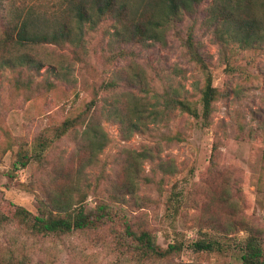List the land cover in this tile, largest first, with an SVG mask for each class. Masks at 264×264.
<instances>
[{
	"label": "rangeland",
	"instance_id": "374dc122",
	"mask_svg": "<svg viewBox=\"0 0 264 264\" xmlns=\"http://www.w3.org/2000/svg\"><path fill=\"white\" fill-rule=\"evenodd\" d=\"M125 1L127 20L143 11L140 0ZM17 2L37 3L44 10L55 0ZM9 9L0 2V43ZM202 21L194 35L207 72L190 60L172 30L167 46L117 42L113 17L87 30L82 47L46 45L6 53L12 59L35 57L43 67H8L0 61V260L242 264L241 241L251 232L264 234V47L243 49L233 43L224 52ZM190 23L185 20L181 25L183 36ZM142 74L154 90L177 91L199 112L201 91L211 75L218 95L210 125L177 111L167 129L151 125V132L125 140L116 122L100 120L106 142L98 152L91 144L97 146L100 136L87 137L85 126L62 134L64 122L83 113L92 100L109 110L117 98L131 94L143 98L141 87L134 89L129 82ZM108 82H115L117 88L106 89ZM168 129L177 140L157 144ZM40 139L47 147L42 161L29 160L23 167L20 157L31 155ZM148 149L149 159L138 156ZM76 182L89 208L113 206L112 219L66 235H44L32 230L31 223L13 218L16 208L32 216H59L50 209L51 202L71 200L73 195L71 202L77 203L80 196L72 191ZM2 215L13 220L5 221ZM128 226L137 233L154 234L163 249L177 243L183 249L168 259L140 263L120 245L131 241L124 238ZM209 228L224 231L220 233L223 249L196 251L192 244L203 238L201 230Z\"/></svg>",
	"mask_w": 264,
	"mask_h": 264
},
{
	"label": "trees",
	"instance_id": "16d2710c",
	"mask_svg": "<svg viewBox=\"0 0 264 264\" xmlns=\"http://www.w3.org/2000/svg\"><path fill=\"white\" fill-rule=\"evenodd\" d=\"M142 10L134 19L127 20L125 15L129 3L125 0H63L62 2H51L44 10L36 4H18L17 0H0L10 6L8 11L9 20L3 32L4 38L0 43L3 49L1 57L2 65L13 67H27L40 70L42 61L35 57L22 55L18 59L10 58V53L29 47H42L46 45L82 47L85 41L87 30H94L105 19L113 17L117 31L115 38L117 42L126 45L148 46L158 43L163 46L168 44V32L172 30L174 37L182 41V47L191 61L199 64L203 71L207 72L206 63L202 55L201 47L196 41L194 30L198 21L203 19L204 27L213 35L214 40L220 48L226 52L233 43H238L243 49H256L264 47V0H140ZM140 3V2H139ZM19 6V7H17ZM142 11V12H141ZM141 12V13H140ZM185 20L191 22L187 26V36L181 30ZM122 47V46H121ZM120 47V48H121ZM122 50L124 48H121ZM126 50V49H125ZM11 52V53H12ZM144 80V75L135 76L129 79L131 87L138 89L145 95L138 98L131 94L130 97L117 98L112 108L100 107L92 100L83 113L77 117L64 122L62 134L76 128L85 126L84 134L89 137L90 133H97L100 136L98 145L93 143L96 152L102 151L105 147L104 130L100 120H110L120 126L122 137L130 140L136 134L151 132L153 128L165 126L167 129L172 122L175 113L189 114L195 119H202L206 125H210L213 113V104L217 98L218 90L213 86L211 75L206 78L205 87L201 91L202 112L187 99L179 96L177 91L171 93L167 89L154 90ZM117 88L115 82H108L106 89ZM153 93L152 97H149ZM187 94V93H186ZM94 109V110H92ZM168 132L161 133V141L157 144H169L177 140L178 136H170ZM61 134V135H62ZM103 139V140H102ZM41 140V139H40ZM45 139H42L34 147V152H28L20 157L19 163L23 167L28 161H42V154L47 147ZM150 149L139 157H151ZM134 159L132 160L133 164ZM131 169V168H130ZM136 170L131 174H135ZM130 174V180L132 175ZM74 194L80 198L77 203L69 199L58 198L51 202V210L59 216H32L24 208H16L13 218L21 223H31L32 230L44 235L70 234L77 230L94 228L96 223H103L112 219L113 206L101 205L98 208H89L84 200L82 186L78 182L72 188ZM70 193V194H73ZM173 199V198H172ZM172 207V206H170ZM174 208V207H173ZM5 221H12L13 218L2 215ZM209 228L201 230L202 239L194 242L192 247L198 252H214L223 249V230ZM125 239L130 242H121L120 245L125 252L134 254L140 263L153 260L168 259L172 255L182 251V244H170L168 248H161L156 236L149 231L137 233L128 226ZM126 241V240H124ZM241 262L242 264H264V234L262 231L251 232L241 241ZM0 264H30V262H14L12 257L0 260Z\"/></svg>",
	"mask_w": 264,
	"mask_h": 264
}]
</instances>
